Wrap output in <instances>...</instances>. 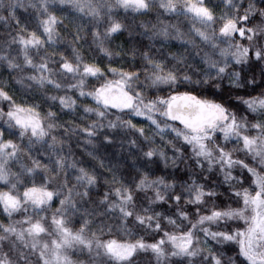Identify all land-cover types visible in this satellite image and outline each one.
Segmentation results:
<instances>
[{"label": "snow or ice", "instance_id": "snow-or-ice-1", "mask_svg": "<svg viewBox=\"0 0 264 264\" xmlns=\"http://www.w3.org/2000/svg\"><path fill=\"white\" fill-rule=\"evenodd\" d=\"M65 5L80 19L65 25L66 30L73 29L67 33L71 56L51 48L59 39L57 25L64 23L55 13ZM18 8L33 10L35 28H29L31 20L21 21ZM119 9L137 15L154 12L156 22L137 25L133 17L126 25L115 19ZM164 16L175 17L176 23ZM181 17L189 25L186 33L179 26ZM85 22L91 25L92 55L107 57L106 68L98 61L86 62L81 54ZM0 25L4 28L0 68L16 83L31 82L30 89L43 90L48 108L42 115L38 105L18 102L0 84V101L8 104L7 111L0 109V215L7 218L0 222V264H135L140 252H150L155 264H264V93L236 96L252 114L249 117L222 101L176 90L180 84H194L219 92L225 79L230 88H239L241 73L228 72L230 64L264 65V0H28L27 4L0 0ZM137 29L150 40H182L189 56L172 54L175 63L168 67L151 49L106 46L115 34L128 30L131 35ZM127 55L132 57L128 68L112 66L113 57ZM88 77L101 81L99 86L86 90ZM247 83L255 84V75ZM161 85L169 94L153 95L152 90L162 91ZM89 99L94 105L87 103ZM112 109L146 117L162 144ZM61 114L71 118L62 121ZM119 127L135 129L156 145L143 152L147 163L159 156L166 167L186 165L190 178L200 175L208 180L213 172L221 176L219 183L230 193L227 203L217 204L215 187L196 179L181 182L178 191L174 183L150 180L147 175L122 183L113 174L111 180L106 178L113 187L95 199L97 176L69 159L65 140L82 136L91 144L101 134L105 143H111L114 137L104 130ZM165 130L174 139L166 140ZM176 140L188 146L189 154ZM130 147H137L136 140ZM69 169L75 170L74 184ZM140 193L143 197L138 198ZM163 204L167 210L153 207ZM77 216L79 227H69ZM129 220L145 233L162 235L152 242L143 237L104 238L114 229L132 236Z\"/></svg>", "mask_w": 264, "mask_h": 264}, {"label": "trees", "instance_id": "trees-1", "mask_svg": "<svg viewBox=\"0 0 264 264\" xmlns=\"http://www.w3.org/2000/svg\"><path fill=\"white\" fill-rule=\"evenodd\" d=\"M212 2L216 3L217 0H212ZM24 3L27 4L28 0H24ZM56 7L59 8L60 6L57 5ZM55 14L58 16V18L63 19L64 23L57 25L56 30L60 34L59 39L55 45L51 46V48H55L58 52H65L67 55L71 56V37L67 33L68 31H73V29H71L69 26L66 30L65 25H68L70 20H75L77 23H80L79 13H77L71 6L65 5L62 11H56ZM17 15L22 22L26 19L32 21L28 25L30 29L36 27V21L33 18L34 12L32 9L18 8ZM133 17H135V23L137 25H139V23L142 21L149 22V26L151 23L156 22L154 12L149 13L148 15H137L130 10L125 12L123 9H119L115 14V19L124 22L126 25L132 24ZM163 19L171 23H176V18L172 16H164ZM179 26L181 31L185 33L188 31L189 25L183 20V17L180 18ZM90 28L91 25L85 22V32L81 34L83 39L80 41V44L82 45L81 54L84 56L86 62L98 61L102 67L106 68L108 60L107 57H103L98 52L95 56L92 55L94 46H92V48L89 47V45H92ZM143 31V29H137L133 31L131 35L129 34L128 30L119 32L115 34L110 44L106 43V46L112 48L113 50L117 49L118 47H122L124 50L139 49L140 51L151 49L152 54L156 58L164 60L168 67H172L175 63V61L171 60L172 54L189 56V53L185 51V45L182 40L172 38L167 40H164L163 38L150 40L148 37L140 34ZM3 32L4 28L2 25H0V36H2ZM51 48L49 51H51ZM189 59L191 62L192 58L189 57ZM126 61L128 63H126ZM131 61V55L124 56L123 59L119 57H113L112 66L128 68L131 64ZM135 63L136 65L140 64L139 51H137V59ZM262 69H264V65L258 64L255 61H250L247 65L230 64L228 72L235 70L240 71L241 73V87L239 88H230L228 80L225 79L222 82L223 90L219 92L208 86H201L197 88L194 84H180L176 90H191L194 94H199L202 97L222 101L227 106H229L230 110L238 111L240 115L247 114L249 117H252L251 113H247L245 106L236 100V96L239 95L244 98H248L249 96H259L261 93H264V77L261 76ZM107 75L108 78H113L111 73H108ZM253 75H255L256 83L248 84L247 81L251 79ZM100 82L101 81H98L93 77L86 78V90L92 89L93 87H98ZM30 83L31 82L25 81L18 84L15 82L12 76L9 75L6 69L0 68V84L6 85L8 92L13 95V97L18 102H27L29 104L38 105V110H40L41 114L43 115V113L48 110L47 104L44 103L42 98L43 90L36 89L35 87L30 89ZM160 87L162 91L157 92L156 90H152V94H169L167 86L161 85ZM70 94L74 99L77 98L78 94ZM77 102L79 104V100ZM87 103L94 105L95 102L89 99ZM0 109L7 111V102L0 101ZM55 110L58 113L60 112L58 106ZM111 112L116 113L117 115H122L123 119L125 120L130 119L132 123L136 125V128H143L149 137H154L156 144H162L160 136L155 134L154 126L151 125V122L146 117L118 113L115 109H112ZM70 118L71 117L67 114L60 115V119L62 121H68ZM109 118L115 120L116 115H111ZM88 122L90 121H82V123ZM105 123H107V121H105ZM169 123L176 124L171 121H169ZM176 125L182 127L178 124ZM0 127H3L2 123H0ZM104 131L108 132L109 135L114 137L111 143H105L103 140V135L98 134L97 137L93 138V143L91 144L85 143L82 136H73L71 141L65 140L64 144V152L68 153L70 160H74L78 167H84L90 173H93L97 176L99 183L92 189L93 197L95 199L99 200L105 191H108L111 189V187H113V185L106 183V178L107 180H111L114 174L118 179L121 180L122 183H132L134 180H139L142 175H147L150 180L160 178L166 182L174 183L178 191L181 190V182L191 183L192 179H196L197 183H204L206 186L215 187L218 193L216 198L217 204L227 203V196L230 195V193L226 185L219 183V181H222V177L218 176L215 172L208 173L210 178L208 180H204L203 176L200 175H194L192 178H190L188 174L190 169H188L186 165H181L180 168H176L171 163H169L166 167L159 156L154 157V163H147L146 158L143 156V152L147 151L148 147H154L156 145L147 143L144 137H141L135 129L119 127L113 130L105 129ZM5 138L11 137L7 136L6 134ZM165 139H174V134L171 133L170 130H165ZM132 140H136V148L130 147V141ZM175 142L177 146L181 147L186 154H189V148L187 145L183 144V142L179 140H176ZM229 147H231V145H229ZM168 154L169 156L172 155L170 147H168ZM239 155L242 156V154ZM235 171L237 174L240 172L238 168ZM196 172L199 173V169H197ZM69 173L70 182L73 184L76 183L75 170L69 169ZM245 175H247L246 172ZM214 182L217 183L214 184ZM2 189L3 185H0V190ZM80 190L83 191L82 188ZM140 197H143V193L138 194V198ZM181 205H183V201H181ZM153 207L156 211H164L168 209L167 204L154 205ZM187 207L189 209L192 208L191 205H188ZM172 211H174V209H172ZM6 219V217L0 215V222L5 221ZM79 222V216L72 218V223L69 224V227L78 228ZM128 229L132 232V236L126 235L121 230L114 229L110 236L106 235L104 238H112L124 241L143 237V239L146 241L152 242L154 239H159V235H162V233L159 235L155 233H145L141 229L133 227L132 220H129L128 222ZM169 230L171 229L169 228ZM232 247H234V245ZM229 254H231L230 249ZM81 259H83V257H81ZM135 264H155V260L150 252H140L135 257Z\"/></svg>", "mask_w": 264, "mask_h": 264}, {"label": "water", "instance_id": "water-1", "mask_svg": "<svg viewBox=\"0 0 264 264\" xmlns=\"http://www.w3.org/2000/svg\"><path fill=\"white\" fill-rule=\"evenodd\" d=\"M173 123H176V124H178V122H173Z\"/></svg>", "mask_w": 264, "mask_h": 264}, {"label": "rangeland", "instance_id": "rangeland-1", "mask_svg": "<svg viewBox=\"0 0 264 264\" xmlns=\"http://www.w3.org/2000/svg\"><path fill=\"white\" fill-rule=\"evenodd\" d=\"M243 43H246V41H243Z\"/></svg>", "mask_w": 264, "mask_h": 264}]
</instances>
